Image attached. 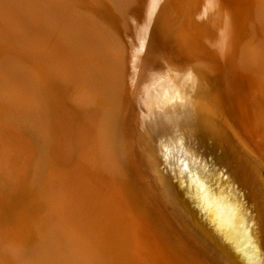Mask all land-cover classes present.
Listing matches in <instances>:
<instances>
[{"label":"bare ground","instance_id":"6f19581e","mask_svg":"<svg viewBox=\"0 0 264 264\" xmlns=\"http://www.w3.org/2000/svg\"><path fill=\"white\" fill-rule=\"evenodd\" d=\"M62 4L70 6L67 1ZM101 4L100 28L96 24L99 29L91 32L84 24H75L76 32H83L84 36L63 35L68 38L69 50L67 56L55 57L54 69L52 57L48 62L37 56L46 50L42 38V43L29 45L10 36L28 18L33 35L44 36V42L52 43L59 17L55 7L46 5L45 0H0V41L19 48L2 55L3 84L12 99L34 101L38 106L43 103L46 115L50 108L53 127L63 126L66 119L72 140L73 148L65 153L70 165L62 169L51 164L47 170L52 185L50 200L40 211V225L57 233L73 264H152L140 248L143 244L135 233V221L124 213L120 197L103 188L105 180L101 181L97 165L94 167L102 130L96 125L99 118L94 116L95 100L87 94L96 93L102 98L111 95L119 100L112 110L116 119L112 131L115 143L119 142L124 154L136 147L133 165H141L147 171L154 193L176 218L179 230L192 235L196 247L212 252L222 263L264 264V199L261 191L249 187L256 178L264 181V169L248 141L258 144L264 154V0H101ZM97 10L93 9L95 13ZM79 13H73L71 19L79 18ZM54 73L57 81L72 88L73 103L68 109H60L58 90L54 92ZM99 74L110 85H95ZM43 87H47L49 96L44 95ZM177 91L184 103L169 105L161 112L159 106ZM162 147L169 150L171 174H166L160 162L168 154ZM10 149L3 143L1 154ZM124 169L128 175V169ZM137 173L143 176L138 169ZM138 185L136 197L145 201L146 192ZM145 210L142 208L141 212ZM4 223L0 226V264H30L24 258L20 225ZM250 233L255 245L248 239Z\"/></svg>","mask_w":264,"mask_h":264},{"label":"rangeland","instance_id":"374dc122","mask_svg":"<svg viewBox=\"0 0 264 264\" xmlns=\"http://www.w3.org/2000/svg\"><path fill=\"white\" fill-rule=\"evenodd\" d=\"M63 1H67L70 6H68V8L65 7L62 4ZM83 1L88 2V4L84 3ZM116 1H118V0H116ZM81 2H83V4ZM45 3L48 6L55 7V10L59 14V17L57 18L56 23H55L56 33L52 34V36H51L52 43L49 44L46 41L44 42L43 41V39H45L44 36H39L38 34L33 35L31 28L29 27L31 22L28 18H26V22L23 23V26H21L19 30H17L16 32L11 34L10 38L14 41L15 40L16 41L25 40V42L29 43V45L31 43H35L36 41L41 42L40 38H42L43 43L42 42L41 43L43 46H45L46 50H44L42 52H38L37 56H40L41 58L45 59L46 61L48 60V62L50 60L49 58L52 57V60H53L52 66L55 69L57 67V61H56L55 57L56 56L65 57V56H67V53H66L67 48L69 50L70 44H68L66 42L68 40V38L64 39L63 35L68 34L71 38H73V35L75 33L77 35L84 36L83 32H81V33L76 32V30L73 27L75 24H79V26L84 24L85 26L88 27L89 31H91V32L94 31L95 29H99L100 26L102 25L101 24L102 20L99 18H102L100 13H102V11H103V6L101 4V0H73V1L72 0H45ZM100 6H102V7H100ZM81 7H82V9H81ZM86 8H88V9H86ZM92 8L95 10L98 9L96 11V13H95V11H93ZM84 10L87 11V13L86 12L84 13ZM98 11H99V13H97ZM61 12H62V14H61ZM72 12L73 13H79L80 12L79 18L71 19V15H73ZM89 12H93V13H89ZM91 15H93V16L95 15L94 16L95 18L93 19V16H91ZM98 15H99V17H97ZM86 16H91L92 18L91 17L87 18ZM87 20H89V22ZM96 24L97 25L99 24L98 25L99 28H97ZM58 26H59V30H58ZM65 30L67 32H65ZM62 41H65V42H62ZM52 45H53V47H51ZM66 46H68V47H66ZM18 49L19 48L17 46H14V45L9 46L6 43L0 41V60H3L2 55L5 51H8V50L18 51ZM61 53H62V56H61ZM110 54L113 55V53H110ZM175 61L181 62L180 58H175ZM55 75H56L55 73L52 74V78H53V81L55 83L54 84L55 88H54V86H53V88H54V92H55V90H58L57 91V99L59 100V103H61L60 109H63V108L68 109L70 106V103L72 102V94H71L72 88L66 87V85L64 83L62 85L60 83L59 79L57 81V77H55ZM99 75H97V80L95 79L96 76H94L95 77L94 81L95 80L97 81V82L96 81L94 82L95 85L100 84V85H102V87H106L107 84L110 85L108 82H105V80H103L101 74H99ZM3 83H4L3 77H2V74H0V107H1V109H0V121H1L0 122V133L2 134V135L0 134V161L1 162L4 161L2 163L0 162V169L3 167L1 171L4 172V173L3 172L0 173V175H3V174H5V172H7L6 173L7 175L5 174L6 179H4V175H3V178H0V181L2 182V183L0 182V222H1L0 226L3 225V222H5V223L16 222L20 225V237L23 241L24 248H25L24 249V253H25L24 258L27 259L26 261H28V263H30V264H73L72 262H70L68 260V258L66 256L65 246H64L63 242L61 241V239H59L60 237L59 236L57 237V233L51 231L48 228L42 227L40 225L41 222H39V221H42L40 211L45 210L46 205L48 204V202L50 200L49 199V193H50L49 188H50V185H52V183L50 182L49 177L46 175L47 170L50 169L51 164L53 166L55 165V166H58V167H61L62 169H64L68 165H70V163H71V161L67 160L65 157V153L68 150H70L72 147L71 136H69L70 132H69V130H67L68 123L66 122V119H65L64 122L66 125L63 124V126L60 125V127H58V126L53 127V125L51 124V121H53V120L51 118H49V117H52V112H51L50 108H49V110L47 109L48 114L46 115V109H45V107H43V103H41L40 104L41 106L39 105L40 106L39 107L36 104V102H34V101L27 100L26 102H24L21 100L12 99L11 92H8L9 91L8 88ZM2 88H6V89L4 90ZM43 89H44V95L49 96L50 92L47 90V87H43ZM123 93H124V91H123ZM40 95H41V93H40ZM87 96H90V98H92V99L94 98V100H95L96 104H95L93 109H94V112H96V111L97 112H96V114L94 113V116L96 119L99 118L98 120H96V125L100 126V129L102 130L101 131L102 132L101 142L98 145V146H100V148H98V153H97V156L94 160V167H95V165H97L95 167V169L97 168L96 171L99 174V178L101 179V181L105 180V181H102V183H105L103 185V188L106 187L105 188L106 190H108V191L111 190L110 192L114 197H116V198L120 197L121 198V200L119 198V202L121 201L120 204L125 205V206L122 205V206H124L123 207L124 213H126L129 218H132V221H135V225H136L135 226V233L138 236L141 244H143V245H140V248L142 251H145V252H143L144 255L147 254L145 256L152 262V264H157L158 262H159L158 264H173L174 263L173 261H175L177 264H190V263L191 264H225L224 262L222 263V261H220L215 256H212V254H213L212 252H210L208 250L206 252H204V251L200 250L198 247H196V245L193 243V241L191 239L193 237L192 235L188 236V235H186V233H183L179 230V228L177 226L176 218L167 209L164 208L163 204L159 201L157 195L154 193L153 187H152L151 183L149 182V180L147 179V171H145V169L143 167H141V165L137 166V167L135 165H133L132 162H133V160L136 159L135 158L136 147L132 148L131 150L129 149V151H126L124 154L121 151V149H119V145H117V144H119V142L115 143V136L112 133L113 129L115 128L114 124H116V119H115V115H114L115 113H113V111H115V110H113V109H114V106L117 103H119V100L114 99V96L112 98L111 95H106L105 98L104 97L102 98L101 96L97 97L96 93L93 94L92 92L88 93ZM47 99L50 103L51 100L48 97H47ZM114 101H116L115 104H114ZM239 102L241 103L240 99H239ZM45 103H48V102H45ZM72 103H71V105H72ZM101 103H102V107H101ZM112 104H114V105L112 106ZM106 105H108V107ZM105 107L107 109H105ZM97 108H98V110H97ZM109 109H111V111ZM102 112H104L105 114H103ZM106 113H108V114H106ZM111 113L114 116H112ZM49 114H50V116H49ZM39 115H40V117H39ZM103 115H105V116H103ZM109 116H112V117H109ZM74 120L77 122L78 117H76ZM109 121H111V124ZM32 123H33V125H32ZM108 124H110L111 126H109ZM108 127H109L110 132L108 131ZM31 128H33V129L35 128L36 130L38 129L37 130L38 132L35 129H34L35 131L33 129L31 130ZM105 130H106V132H105ZM27 131L29 134L27 133ZM14 133H15V135H13ZM34 134H35V136H34ZM106 134L108 135L109 140L107 139ZM55 138H56V140H55ZM64 138H67V140ZM35 139H37V140H35ZM34 141H35V143H34ZM36 141H37V144L38 143H40V144L37 145ZM248 141H249L251 147L253 149H255L254 150L255 155H257L258 158L261 160V164H262V167L264 169V154L259 150V145L254 144L251 141V139H248ZM52 142H53V144H52ZM3 143L9 145V148L11 147L10 152H8L5 155L1 154V148H2ZM23 145H24V147H23ZM106 145H108V146H106ZM38 146L40 148H38ZM107 147H109V148L107 149ZM64 148H65V150H64ZM63 150H64V153H63ZM17 152H18V154H17ZM39 153H40V155L37 156ZM258 153H259V155H258ZM15 154H17V155H15ZM24 155H25V157H24ZM49 155H51V156H49ZM108 155H111V156L109 157ZM112 156H114V157H112ZM48 158H49V160H48ZM115 159H117L118 161ZM123 159L124 160L127 159V160L124 161ZM101 160H103V162ZM33 161L35 163H33ZM115 162H116V164H115ZM129 162H130V164H129ZM1 164H3V166ZM127 164L129 166H127ZM18 165H20V166H18ZM116 165H117V167H116ZM122 165L124 166V168L128 169V175H126L124 173V171L127 172V170H125ZM130 166H131V168H129ZM111 167H113V168H111ZM114 167H115V169H114ZM118 168H120V169H118ZM4 169H5V171H4ZM137 169L140 172H142V174H143L142 177H140V175H138ZM13 170H14V173H13ZM9 171L10 172L12 171L11 174H13V175H11ZM262 172L263 171H261V173ZM133 173H134V175H133ZM261 173H259L260 176H262ZM108 175L110 177H107ZM34 176H36L37 178H35ZM105 177L108 179H106ZM6 180H8V182H5ZM127 181H128V183H127ZM130 181H132V182H130ZM3 182H4V184H3ZM114 182H117V183L115 184ZM11 183H13V184H11ZM137 183H139V185L143 187L144 192H146L145 193L146 198L143 200L146 201V204L148 206H146L145 201H142V198L140 199L139 197H136L135 188L137 190ZM143 183H145V185H142ZM29 184L32 185V186L30 185L31 188H29L30 187ZM131 184L134 186L132 187ZM5 185H7V186L5 187ZM107 185L109 186V188ZM23 186H25V187L23 188ZM42 187H44L45 189ZM46 187H48V188H46ZM249 187H251L252 191H256V192L261 191V193L263 194V199H264V181L263 180L258 181L256 178L255 180H253L249 184ZM33 188H35V190ZM128 188H131V189H128ZM24 189L26 192L24 191ZM130 191H131V193H130ZM148 191H150L151 193ZM19 196H20V198H18ZM152 196H154L156 198L154 199V197H152ZM126 197H127V199H126ZM128 199H129V203L131 202L130 203L131 205L129 203H127ZM122 200L124 201V203ZM149 202L151 204L152 203H154V204L151 205ZM19 204H21V205H19ZM127 204H129L131 207L128 206ZM36 208H37V210H36ZM142 208H143V210H145V209L146 210L141 212ZM134 209H137V210L139 209V210L134 211ZM149 210L152 211L153 213H151ZM163 210L165 211L164 213H163ZM37 211H38V214H37ZM148 212H150L149 218H148V214H147ZM158 212L160 215L158 214ZM141 213L143 215H141ZM10 214H11V216H10ZM145 214L147 216V219L145 217ZM165 214H167V216ZM7 216H8V218H7ZM150 216L152 217V220L150 219ZM159 216H161L160 218H163L164 220L160 219ZM4 219H6V221H4ZM148 219H149V221H148ZM11 220H13V221H11ZM155 220L156 221L158 220V221L156 222ZM153 221H154L155 225L152 224ZM164 221H167V222L164 223ZM157 224H159V225L157 226ZM142 225L146 226V228H148V229H146L145 227H142ZM151 225L157 226V228L154 226H153L154 227L153 228ZM161 226H163V227L161 228ZM169 226H171L172 228H170ZM156 230H157V232H156ZM166 230H168V231H166ZM174 231L175 232L177 231V232L174 234ZM149 232L150 233L152 232L154 234H152V233L150 234ZM157 234H158V236H157ZM179 234H181V235H179ZM28 237H30V238L32 237V238L30 239ZM34 238H36V239H34ZM142 238L145 240H142ZM31 240H33V242L35 240L36 241L34 243L33 242L30 243ZM44 240H47V241H44ZM162 241H164L167 245ZM38 242H39V244H38ZM153 242L157 243V246L159 248L158 247L156 248L155 247L156 244L154 245ZM163 243L166 245V247L164 246ZM178 243L181 245V247ZM161 246H162V248H161ZM148 247H149V249H147ZM159 249H162V250H159ZM161 252H162V254H161ZM154 253L158 257L155 256ZM150 254H152V255H150ZM163 254L165 257L163 256ZM187 255H188V257H187ZM198 255H199V257H198ZM151 256H153V257L151 258ZM46 257H47V259H46ZM162 257H164L168 260H165ZM190 258H191V260H190ZM162 259H164V260H162Z\"/></svg>","mask_w":264,"mask_h":264},{"label":"snow or ice","instance_id":"6c2138e0","mask_svg":"<svg viewBox=\"0 0 264 264\" xmlns=\"http://www.w3.org/2000/svg\"><path fill=\"white\" fill-rule=\"evenodd\" d=\"M191 72L188 73V76L191 77ZM184 100L181 96V93L177 91L171 98H167L162 105L159 106L160 111L162 112L163 109L169 105H176V104H183Z\"/></svg>","mask_w":264,"mask_h":264},{"label":"water","instance_id":"95a60500","mask_svg":"<svg viewBox=\"0 0 264 264\" xmlns=\"http://www.w3.org/2000/svg\"><path fill=\"white\" fill-rule=\"evenodd\" d=\"M161 150H165V148L162 147ZM165 151H167L168 154L167 155L166 154L163 155L162 158H161L162 160L160 162H161L165 172H167L166 174H171L172 170H171L170 160H168V157L170 158L169 150L166 149ZM171 155H173V154H171ZM248 239L251 242V244L255 245L252 233H250L248 235Z\"/></svg>","mask_w":264,"mask_h":264}]
</instances>
